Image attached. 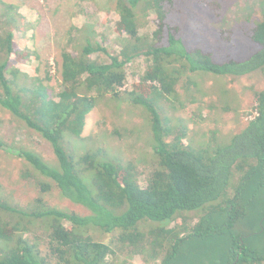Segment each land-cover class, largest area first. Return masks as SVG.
<instances>
[{"label": "trees", "instance_id": "16d2710c", "mask_svg": "<svg viewBox=\"0 0 264 264\" xmlns=\"http://www.w3.org/2000/svg\"><path fill=\"white\" fill-rule=\"evenodd\" d=\"M198 2L214 11L223 5L219 0ZM112 9L118 16L112 46L101 34L100 43L86 36L71 47L76 40L69 36L54 64L59 90L36 77L37 68L33 74L15 68L14 61L23 62L28 54L16 52L11 27L0 31V108L37 132L57 163L12 150L2 140L0 150L16 152L51 179L64 198L90 211L80 216L43 208L39 200L38 208L27 212L0 200V264H106L112 248L94 240L92 230L117 232L122 248L127 245L132 254L154 264H186L189 244L206 247L219 240L228 244L221 259L209 260L206 249L195 252L208 264H264V90L256 93L255 115L230 143L193 146L186 141L187 126H174L166 115L169 109H183L176 87L187 73L264 72V21L247 32L256 48L238 62L187 44L174 16V0H114ZM147 24L153 29L147 31ZM225 33L221 38L229 42ZM138 59L145 64L143 73L131 90H123L127 70ZM45 67L49 82V62ZM122 95L148 114L156 164L148 173L133 162L107 158L104 150H71L99 102H115ZM210 135L216 140L214 132ZM195 214L197 221L188 223ZM177 220L182 223L167 228ZM40 224L48 236L45 254L28 237L31 227ZM144 224L151 229L141 231ZM146 246L150 251L144 256Z\"/></svg>", "mask_w": 264, "mask_h": 264}, {"label": "rangeland", "instance_id": "374dc122", "mask_svg": "<svg viewBox=\"0 0 264 264\" xmlns=\"http://www.w3.org/2000/svg\"><path fill=\"white\" fill-rule=\"evenodd\" d=\"M113 1L0 0V31L11 27L16 52L27 53L29 57L23 62L14 61V67L28 74H33L37 68L35 76L59 90V78L55 74L54 64L60 59L61 49L67 47L70 35L76 40L70 42L71 47L83 43L86 36L97 37V42L100 43L101 34L106 37L110 46L113 45L115 34L112 29L118 20L112 9ZM174 2V16L187 44L212 49L217 56L226 54L238 62L253 54L256 46L250 41L247 32L264 21V0H219L223 5L217 11L200 4L198 0ZM152 29L153 26L147 24L146 30ZM143 31L142 29L141 32ZM221 32H226L230 43L221 38ZM46 62H49V74L52 76L49 82L45 81ZM144 67L142 59L131 64L123 90L132 89V82L137 81ZM263 90L262 70L240 76L187 73L176 87L183 109H169L166 115L174 126H187L186 141L193 146L197 143H230L231 136L243 130L247 121L255 115L256 93ZM213 132L216 140L210 135ZM0 140L12 150L31 151L51 165L57 163L50 145L37 132L28 129L1 108ZM72 144L74 150L72 147L71 150L74 153L82 152L81 148L104 150L107 158L119 160L123 164L133 162L141 173L150 172L156 165L148 114L141 106L131 104V100L125 95L115 102H99L88 114L80 140H73ZM42 186H47V190L43 191ZM0 200L27 212L33 207L38 208L36 205L40 200L43 208H54L80 216L90 214L85 207L64 198L51 179L36 172L25 160L18 158L16 152L4 150H0ZM198 216L189 215L188 223H195ZM180 222L177 220L170 223L167 228ZM156 225L151 224V227ZM31 229L28 237L38 243L42 254L47 253L48 236L42 224ZM149 229L148 224L140 227L143 232ZM90 234L94 240L112 248L113 254L106 260V264H154L141 254H132L127 245L122 248L116 241L117 232L92 230ZM227 245L225 240L209 242L206 247L191 243L186 248L191 253L186 264H208V260H203L195 250L206 249L209 260L221 259ZM149 251L150 248L146 246L142 250L143 255H148ZM51 263L54 264L52 260Z\"/></svg>", "mask_w": 264, "mask_h": 264}]
</instances>
